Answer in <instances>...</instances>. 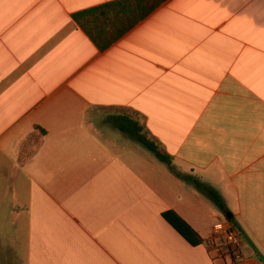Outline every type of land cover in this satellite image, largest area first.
<instances>
[{
	"label": "crops",
	"instance_id": "1",
	"mask_svg": "<svg viewBox=\"0 0 264 264\" xmlns=\"http://www.w3.org/2000/svg\"><path fill=\"white\" fill-rule=\"evenodd\" d=\"M121 1L0 0V264H264V0Z\"/></svg>",
	"mask_w": 264,
	"mask_h": 264
},
{
	"label": "trees",
	"instance_id": "2",
	"mask_svg": "<svg viewBox=\"0 0 264 264\" xmlns=\"http://www.w3.org/2000/svg\"><path fill=\"white\" fill-rule=\"evenodd\" d=\"M130 1L132 0H124L121 2H116V3H113L105 7V9L124 5L125 3H128ZM135 1L137 2L136 10H139L140 14L133 13L134 19L131 21V24L129 26L130 28L133 27L139 20L147 17L151 12H153L159 6V3L162 2L161 0H135ZM99 10L101 9H93L91 11H86L84 13L76 15L75 19L85 30H87L85 25H83L84 18L86 19V17L96 14ZM87 32L93 37V39L96 42H99L101 40L100 37H95L93 34L90 33V31L87 30ZM122 33L123 31L119 32V34H122ZM110 122L115 128L125 133L130 139L141 144L145 149H147L150 153H152L162 163L166 164L171 169H174L172 158L162 153L159 144L148 139L147 135L145 134V130L143 126L139 122L127 116L111 118ZM179 176L186 182H189L193 186H195L197 190L204 193L222 212L224 213L227 212V208L225 206V203L222 197L216 191L205 186L204 184L199 182L194 177L187 176V175H181V174ZM164 218L191 245L197 244V242L193 240V238L195 237V233L192 231V229L189 226L180 222L179 220L175 219V217H172L169 214L165 215ZM259 259L261 262L264 263L263 258L259 257Z\"/></svg>",
	"mask_w": 264,
	"mask_h": 264
},
{
	"label": "built area",
	"instance_id": "3",
	"mask_svg": "<svg viewBox=\"0 0 264 264\" xmlns=\"http://www.w3.org/2000/svg\"><path fill=\"white\" fill-rule=\"evenodd\" d=\"M222 239L224 253L232 261H239L243 254V240L242 236L230 225H217L214 229L212 241Z\"/></svg>",
	"mask_w": 264,
	"mask_h": 264
},
{
	"label": "water",
	"instance_id": "4",
	"mask_svg": "<svg viewBox=\"0 0 264 264\" xmlns=\"http://www.w3.org/2000/svg\"><path fill=\"white\" fill-rule=\"evenodd\" d=\"M227 216H228V219L231 220V215L228 214Z\"/></svg>",
	"mask_w": 264,
	"mask_h": 264
}]
</instances>
